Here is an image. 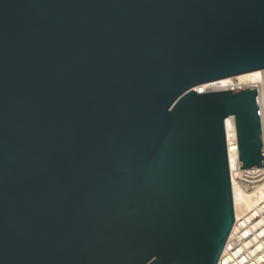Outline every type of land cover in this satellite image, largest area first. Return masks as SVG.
Listing matches in <instances>:
<instances>
[{
	"label": "water",
	"instance_id": "95a60500",
	"mask_svg": "<svg viewBox=\"0 0 264 264\" xmlns=\"http://www.w3.org/2000/svg\"><path fill=\"white\" fill-rule=\"evenodd\" d=\"M260 69L264 0H0V264H218Z\"/></svg>",
	"mask_w": 264,
	"mask_h": 264
},
{
	"label": "built area",
	"instance_id": "2783aa9c",
	"mask_svg": "<svg viewBox=\"0 0 264 264\" xmlns=\"http://www.w3.org/2000/svg\"><path fill=\"white\" fill-rule=\"evenodd\" d=\"M230 172L234 208L236 194L239 206L245 207L241 197L253 205L236 217L218 264H264V166L242 169L239 164Z\"/></svg>",
	"mask_w": 264,
	"mask_h": 264
},
{
	"label": "bare ground",
	"instance_id": "6f19581e",
	"mask_svg": "<svg viewBox=\"0 0 264 264\" xmlns=\"http://www.w3.org/2000/svg\"><path fill=\"white\" fill-rule=\"evenodd\" d=\"M242 87H257L259 91L260 114L262 117L264 132V69L255 70L237 76L227 77L217 81L205 83L198 86V89L221 91L224 89H237ZM226 135L228 142L230 166L233 169H239V145L236 135V120L233 116H230L226 119ZM237 200L238 196L236 194L235 216L239 217L241 211H243L245 208L252 207L253 201L241 197V200L245 203V207H242L239 206Z\"/></svg>",
	"mask_w": 264,
	"mask_h": 264
}]
</instances>
